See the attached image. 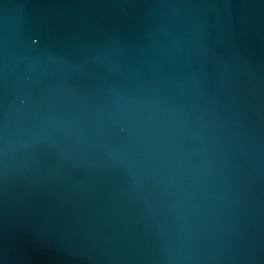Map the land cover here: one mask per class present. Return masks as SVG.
I'll return each instance as SVG.
<instances>
[{
    "label": "water",
    "instance_id": "obj_1",
    "mask_svg": "<svg viewBox=\"0 0 264 264\" xmlns=\"http://www.w3.org/2000/svg\"><path fill=\"white\" fill-rule=\"evenodd\" d=\"M0 264H264V0H0Z\"/></svg>",
    "mask_w": 264,
    "mask_h": 264
}]
</instances>
